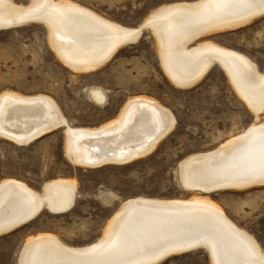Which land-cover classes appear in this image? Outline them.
Here are the masks:
<instances>
[{
	"label": "bare ground",
	"instance_id": "obj_1",
	"mask_svg": "<svg viewBox=\"0 0 264 264\" xmlns=\"http://www.w3.org/2000/svg\"><path fill=\"white\" fill-rule=\"evenodd\" d=\"M263 10L264 0L181 1L154 9L137 28L121 25L73 0H31L26 5L0 0V26L42 24L61 61L77 71L103 66L120 47L137 41L144 27L154 35L161 65L181 88L195 84L215 63L221 65L237 93L254 112L255 121L217 148L181 160L177 175L180 183L182 179L188 186L194 184L203 191L218 187L244 189L252 186V180L264 179L261 173L264 170V119H261L264 72L240 51L208 40L197 46L192 44L217 30L250 23ZM45 97L11 90L0 93V136L23 144L64 127L66 147L72 158L86 165H97L129 161L150 152L176 123L172 111L158 100L136 96L129 99L115 120L99 127L78 128L70 124L55 99ZM90 97L99 105L107 102L103 88H92ZM108 149L112 153L104 152ZM76 183L64 179L49 182L40 193L24 182L3 180L0 234L22 226L25 219L45 208L58 213L68 211L76 201ZM199 192L189 199H128L93 244L74 246L57 235L43 234L26 241L19 262L138 264L152 258L160 261L174 251L164 249L174 243L166 241L174 237L170 234L201 228L204 231L199 232L200 239L210 249L212 264H264V249L259 241L235 224L208 196H200L205 192ZM138 201L147 203L131 208ZM162 207L166 210H156Z\"/></svg>",
	"mask_w": 264,
	"mask_h": 264
},
{
	"label": "rangeland",
	"instance_id": "obj_2",
	"mask_svg": "<svg viewBox=\"0 0 264 264\" xmlns=\"http://www.w3.org/2000/svg\"><path fill=\"white\" fill-rule=\"evenodd\" d=\"M14 1L24 5L31 2ZM73 1L121 25L139 28L159 6L194 0ZM233 26L212 32L192 46L208 40L240 51L264 72V16ZM161 64L154 35L147 27L137 41L123 45L103 66L88 71L74 70L61 61L40 23L0 31V93L11 90L26 96H51L70 124L78 128L99 127L115 120L129 99L136 96L158 100L176 118L173 129L150 152L129 161L97 165L72 158L64 127L23 144L0 136V184L15 179L43 193L49 182H77L76 201L70 210L58 213L45 208L32 221L0 234V264H20L26 241L43 234L57 235L74 246L93 244L128 199H189L199 193L180 184L179 162L191 154L211 151L243 133L255 121V115L221 65L215 63L195 84L181 88ZM95 87L105 90L104 105L90 97ZM201 195L208 196L264 249V185ZM158 264L212 261L199 249Z\"/></svg>",
	"mask_w": 264,
	"mask_h": 264
},
{
	"label": "water",
	"instance_id": "obj_3",
	"mask_svg": "<svg viewBox=\"0 0 264 264\" xmlns=\"http://www.w3.org/2000/svg\"><path fill=\"white\" fill-rule=\"evenodd\" d=\"M264 16V10L258 14H256V17H254L253 19H256L258 17H262ZM247 22H244V23H241L239 25H242V24H245ZM237 25V26H239ZM12 27H16V24H10L9 26L8 25H3V26H0V31L1 30H4V29H9V28H12ZM235 27V26H233ZM106 154L108 153H112V151L110 149H108L107 151H104ZM263 172L262 175H264V170H261ZM252 177V176H251ZM227 181H230V180H227ZM253 182H251L250 184L252 186L250 187H254V186H261V185H264V179H261V180H257L254 182V180H252ZM216 182H224V181H216ZM198 183V182H197ZM195 183V184H197ZM253 183H256V184H253ZM185 189L189 190V191H196V192H205L207 194H210V193H213V192H220V191H226V190H234L235 188H226V189H223L221 187H218V188H215L211 191H203L201 190L200 188L198 187H194L193 185L192 186H188L185 182H183V180L181 179V183H180ZM249 184V185H250ZM244 185V184H242ZM246 186V185H245ZM250 187H246V188H250ZM245 189V188H244ZM200 193V192H199ZM147 202H136V203H133L131 204L130 206H132L131 208H138V204H146ZM74 206V203L71 207L67 208L68 210H70L72 207ZM165 208H166V205H164ZM175 206H180V205H175ZM174 206V207H175ZM164 207L160 208V209H156V210H166ZM149 211V210H148ZM38 215H34V216H31L27 219H25L24 223H28L30 221H32L33 219H35ZM22 224V225H23ZM203 232L204 230H202L201 228L200 229H196L195 232H189V233H186V231H182V233H180V235H178L177 233L176 234H170L172 236H174L173 238H169L167 239L166 241H174V243H170L172 245L168 246L167 248L165 247L164 249H169V248H172L174 249L173 252H170V254H167L162 260L158 261V260H154L155 258H152L151 260H149L148 262H137L138 264H158L164 260H166L167 258L171 257V256H174V255H179V254H184V253H188V252H193V251H196V250H204L210 257L211 256V252H210V249L206 246L207 244H205V242L203 240L200 239V237L202 235H199L200 233L199 232ZM3 233V232H2ZM1 233V234H2ZM6 233V232H4ZM164 235V234H162ZM162 235H159V237H161ZM169 235V234H168ZM199 235V236H198ZM167 236V235H166ZM161 240H159L158 242H160ZM165 242V241H164ZM151 247V246H149ZM150 257V256H149Z\"/></svg>",
	"mask_w": 264,
	"mask_h": 264
}]
</instances>
